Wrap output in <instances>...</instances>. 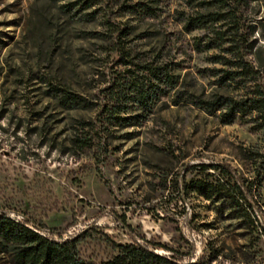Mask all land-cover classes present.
<instances>
[{"label":"rangeland","instance_id":"rangeland-1","mask_svg":"<svg viewBox=\"0 0 264 264\" xmlns=\"http://www.w3.org/2000/svg\"><path fill=\"white\" fill-rule=\"evenodd\" d=\"M74 0H0V211L32 227L59 230L55 242L77 237L78 255L109 259L113 244L131 237L161 243L211 264H264V132L254 124L222 125L194 107L189 96L225 95L196 52L202 31L185 33L179 13L199 10L193 0H98L78 12ZM242 56L264 79V0L239 7ZM161 61L175 77L144 111L134 107L122 126L102 124L100 108L126 76L118 53ZM89 103L61 107L51 87ZM79 122L95 124L91 147L71 141ZM201 165L227 166L253 213L237 218L226 203L211 204L195 181H225ZM220 182V181H219ZM131 234V235H129ZM0 264H11L0 254Z\"/></svg>","mask_w":264,"mask_h":264},{"label":"trees","instance_id":"trees-1","mask_svg":"<svg viewBox=\"0 0 264 264\" xmlns=\"http://www.w3.org/2000/svg\"><path fill=\"white\" fill-rule=\"evenodd\" d=\"M193 0H189L192 2ZM199 10L193 13H179L178 22L185 33L202 31L206 35L204 43L194 41L196 52L218 50L207 58L212 67L210 76L218 89L225 95L214 94L203 100L189 96L191 104L208 116H215L222 125L233 123L254 124L258 131L264 132V79L259 69L253 67L242 56L245 43L240 38L241 27L238 19L239 7L254 0H196ZM98 0H74L73 6L79 11L93 8ZM119 52V60L126 76L117 89L110 92L113 101L100 108L102 124L110 127L122 126L131 120L127 117L134 107L150 109L158 100L162 90H173L175 77L168 66L161 61L143 60L135 62L125 49ZM53 98L66 109H88L91 105L81 97L68 92L64 87H51ZM95 124L79 122L71 141L73 148L83 152L91 147L89 134ZM201 169L217 171L225 181H195L192 189L200 192L211 204L226 203L237 218L246 220L253 214L245 191L235 180V175L225 166L201 165ZM32 227L9 218L0 211V254H6L11 264H190L192 245L186 254L178 253L166 244L141 242L131 237L130 244L110 243L114 254L99 263L83 260L75 249L77 237L55 242L41 235L47 233L60 238L59 230L47 229L43 225ZM131 235V234H129ZM209 259L198 258L193 264H211Z\"/></svg>","mask_w":264,"mask_h":264}]
</instances>
